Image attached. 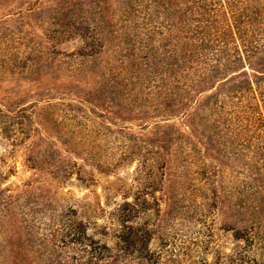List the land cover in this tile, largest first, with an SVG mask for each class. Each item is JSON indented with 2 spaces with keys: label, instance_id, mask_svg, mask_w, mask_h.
Instances as JSON below:
<instances>
[{
  "label": "trees",
  "instance_id": "trees-1",
  "mask_svg": "<svg viewBox=\"0 0 264 264\" xmlns=\"http://www.w3.org/2000/svg\"><path fill=\"white\" fill-rule=\"evenodd\" d=\"M11 13L16 27L0 26V131L29 140L44 98L51 119L71 120L64 144L86 161L32 143L26 163L88 183L86 165L137 164L108 212L116 227L33 182L0 185V264H248L264 236V0H35ZM24 17L42 34L28 37ZM76 35L80 47H60ZM113 129L119 151L100 161L96 143ZM169 169L168 221H139L160 214ZM95 206V218L106 211ZM218 212L244 243L209 261ZM110 229L113 244L97 235Z\"/></svg>",
  "mask_w": 264,
  "mask_h": 264
},
{
  "label": "rangeland",
  "instance_id": "rangeland-1",
  "mask_svg": "<svg viewBox=\"0 0 264 264\" xmlns=\"http://www.w3.org/2000/svg\"><path fill=\"white\" fill-rule=\"evenodd\" d=\"M34 1L35 0H0V26L4 27L5 25L10 24L14 29L17 24V15L12 13L8 14L9 9L11 7H17L18 9L21 7L24 8L29 5L30 2ZM24 19L31 24L26 25L24 28V31L29 34L28 37L37 38V33L40 35L42 34V30H38L40 26L39 23L37 24L35 22V18L29 19L28 17H24ZM31 31H36L37 33ZM81 45L82 40L76 35L73 38L62 42L60 47L69 51L78 48ZM41 86L48 87L49 85L44 83L41 84ZM32 88L39 89L40 85H35ZM54 102H57V100L54 99ZM47 104V101L42 98V101L37 107V110L41 113V118L43 116V119H27L31 121L35 128V130L31 132L29 140L14 144L12 138L6 137V135L0 131V169L4 176V178L0 180L1 187H9L17 192L22 189L24 183L33 182L34 186L41 187L46 189L47 192L52 193L55 202L63 204L70 203L78 206L80 209V215L83 218L90 217L96 219L99 225L108 224L112 227H116V224L112 225L110 222L111 219L109 218L108 212L116 207V203L122 201V192H119V189L122 186L125 188L130 186L137 163L135 161L123 163L114 168L113 171H103L97 168L100 167L98 164H94L93 166L86 165L85 168L92 171L95 175V180L92 183L80 181L75 173L72 174L70 179L61 181L60 177H54L46 167H43L40 170L31 168L26 163V156L32 143L33 149H38L40 147L41 149L54 147L59 151L58 154L62 153L80 163H86L83 158L74 154L75 151L79 150H76L72 143L67 145L64 144V141L69 140L72 136L68 135L71 120L51 119V115H49V111H47V108L45 107ZM173 122L177 124L178 119H173ZM134 130L138 131L139 129L135 127ZM116 137L117 134L115 133V129H113L111 135H108V137H102L97 141L95 152H98L97 154L100 161L112 159L119 151L117 147L118 138ZM64 148L69 149V152L65 151ZM77 149L79 148L77 147ZM172 172V169H169L167 176H165L163 182L159 184V190L156 192L158 197H162V201H160L159 205L160 214L157 215L154 210H150L142 214L138 219L139 221H143L145 218H148L151 221L156 219L163 225L168 221V212L171 205L168 196H170V191H172L173 186ZM166 192L168 194H166ZM96 202H100L106 211L95 218L94 212H99V209L97 210L95 206ZM220 217L221 214L218 212L213 227L215 243L212 244V248L209 249L206 254L209 261L214 260L216 250H219L220 252H231L236 249L239 243H244L243 241L235 240L232 232L223 228ZM91 232H95V230L93 229ZM111 232L112 229L109 230V234L106 236L97 235L110 244H113L115 238L112 236ZM256 239L259 240L257 245H253L247 252L248 264H264V236H262V239ZM156 244L157 241H154L153 245L155 246Z\"/></svg>",
  "mask_w": 264,
  "mask_h": 264
}]
</instances>
